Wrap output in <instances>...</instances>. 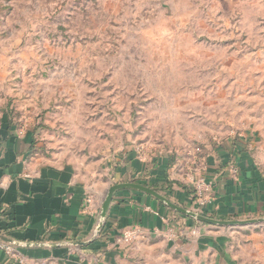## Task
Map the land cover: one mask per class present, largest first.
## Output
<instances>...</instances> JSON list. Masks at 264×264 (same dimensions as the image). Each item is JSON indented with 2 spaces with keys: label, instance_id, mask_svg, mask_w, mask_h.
<instances>
[{
  "label": "rangeland",
  "instance_id": "rangeland-1",
  "mask_svg": "<svg viewBox=\"0 0 264 264\" xmlns=\"http://www.w3.org/2000/svg\"><path fill=\"white\" fill-rule=\"evenodd\" d=\"M16 138L90 176L167 166L150 189L192 192L182 208L203 216L211 158L246 145L264 159V0H0V147ZM174 212L179 239L140 230L128 260L264 264V216Z\"/></svg>",
  "mask_w": 264,
  "mask_h": 264
},
{
  "label": "crops",
  "instance_id": "crops-1",
  "mask_svg": "<svg viewBox=\"0 0 264 264\" xmlns=\"http://www.w3.org/2000/svg\"><path fill=\"white\" fill-rule=\"evenodd\" d=\"M245 146L219 152L203 176L211 190L205 209L220 221L264 216V159L259 149ZM134 165L108 166L90 176L73 166L38 162L20 138L0 147V237L12 242L0 240V246L12 247L11 254L0 248V264H133L123 241L127 230L153 237L182 234V221L174 210L130 189L114 195L96 236L112 186L132 183L153 188L165 179L167 166ZM167 193L178 206H194L186 190L173 188L160 194Z\"/></svg>",
  "mask_w": 264,
  "mask_h": 264
},
{
  "label": "water",
  "instance_id": "water-1",
  "mask_svg": "<svg viewBox=\"0 0 264 264\" xmlns=\"http://www.w3.org/2000/svg\"><path fill=\"white\" fill-rule=\"evenodd\" d=\"M139 190L141 192H144L145 194L154 197L156 200L160 201L161 203H163L164 205L168 206L170 209L190 217L191 219H196L199 222H203L206 224H211V225H219V226H235V225H244L245 222H241V221H218V220H214V219H210V218H206L203 216H199L198 214L188 211L185 208H182L176 204H174L173 202H171L169 199H167L165 196H163L162 194H159L158 192L148 188V187H144L142 185H137V184H132V183H128V184H119L116 186H113L110 188V190L108 191L107 197L105 198L104 202H103V206H102V211H101V218L104 221L107 217L109 208H110V204L112 203L113 197L114 195L120 191V190ZM0 240L12 243L10 240L0 237Z\"/></svg>",
  "mask_w": 264,
  "mask_h": 264
},
{
  "label": "built area",
  "instance_id": "built-area-1",
  "mask_svg": "<svg viewBox=\"0 0 264 264\" xmlns=\"http://www.w3.org/2000/svg\"><path fill=\"white\" fill-rule=\"evenodd\" d=\"M102 226H103V220H101L98 223L97 230H96V236L100 235L102 231ZM139 231L138 229H129L125 232L123 235V241L127 244H131L138 236H139ZM0 248L5 251L7 254L12 253V247L8 245H2Z\"/></svg>",
  "mask_w": 264,
  "mask_h": 264
},
{
  "label": "trees",
  "instance_id": "trees-1",
  "mask_svg": "<svg viewBox=\"0 0 264 264\" xmlns=\"http://www.w3.org/2000/svg\"><path fill=\"white\" fill-rule=\"evenodd\" d=\"M164 180H165V182H168V178H167V177H166ZM184 189H185V188H184ZM155 190H156L157 192H159L158 189L155 188ZM170 191H172V190L170 189ZM189 194L192 195V192H189ZM202 211H203V213H202L203 216L207 217V216L209 215L208 212H206L205 209H203ZM194 225H196L195 222H194V220H191V224H190V226H194Z\"/></svg>",
  "mask_w": 264,
  "mask_h": 264
}]
</instances>
